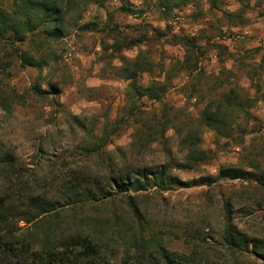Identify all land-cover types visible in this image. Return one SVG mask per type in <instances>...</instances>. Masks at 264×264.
<instances>
[{
  "label": "rangeland",
  "instance_id": "obj_1",
  "mask_svg": "<svg viewBox=\"0 0 264 264\" xmlns=\"http://www.w3.org/2000/svg\"><path fill=\"white\" fill-rule=\"evenodd\" d=\"M18 2L0 0V9L12 13ZM60 2L59 39H0V156L12 167L0 164V196L44 195L58 233L112 237L117 264H138L127 233L139 230L155 257L164 248L194 264H264V188L219 177L229 168L264 173V0L172 10L159 0ZM29 56L42 67L28 66ZM229 97L231 127L219 134L206 114ZM158 169L176 184L125 193L111 184ZM206 177L216 182L184 186ZM98 186L106 198L67 197ZM12 227L23 238L31 225ZM229 233L249 247H231Z\"/></svg>",
  "mask_w": 264,
  "mask_h": 264
},
{
  "label": "trees",
  "instance_id": "obj_2",
  "mask_svg": "<svg viewBox=\"0 0 264 264\" xmlns=\"http://www.w3.org/2000/svg\"><path fill=\"white\" fill-rule=\"evenodd\" d=\"M67 7L72 0H67ZM74 1V0H73ZM161 6L166 10H172L175 5H187L192 0H159ZM124 10V9H123ZM129 11L130 9H125ZM64 14L60 0H19L12 13L0 9V39L7 40L12 44L26 43L28 40H38L51 38L59 39L64 32L62 25ZM28 66L41 68L34 59L29 56L25 59ZM138 72L133 71L130 79L135 80ZM144 94H150L149 89L143 90ZM236 102L228 98L225 106H219L217 112L206 114L207 123L219 134L228 133L231 126L228 120L233 113L231 107H235ZM193 154H200L198 150L193 149ZM11 161L0 156V164H3L5 172H11ZM133 173L123 176L119 179H112L111 184L124 188L125 193L129 189L134 192L144 191L148 186L153 188H162L163 186H172L176 184L166 170L144 171L138 177H131ZM220 178L231 181H254L264 188V173L255 175L254 173L237 168H229L221 171ZM133 178V179H132ZM34 179V178H33ZM216 179L206 177L186 183L185 187L212 185ZM30 192V191H29ZM107 189L98 186L96 191L91 189L75 188L70 190L67 197L71 200L77 198L86 200H95V198H106ZM28 193H26L27 195ZM27 201L23 202L20 197L14 195L0 196V264H117L116 256L107 253L110 243L114 242L112 237H107L104 233H58L49 221L53 211V203L44 195L29 193ZM20 200L26 204L23 211L19 206ZM92 198V199H91ZM131 204L133 198L129 197ZM136 211V216L137 215ZM135 216V217H136ZM24 222L31 225L28 229V235L21 238L13 230L15 223ZM142 229V228H140ZM139 230V229H138ZM145 232L127 233L129 241V250L136 249L139 252L138 264H194L195 258L182 255L180 253H171L164 248L159 251L158 256L150 254V241L145 238ZM121 234V232L119 233ZM130 236V237H129ZM21 238V239H20ZM227 242L231 247L245 245L249 247V240L240 238L229 233ZM255 252L258 249L257 243L253 242ZM264 256V255H262ZM161 260V261H159ZM123 264H128L126 262Z\"/></svg>",
  "mask_w": 264,
  "mask_h": 264
}]
</instances>
